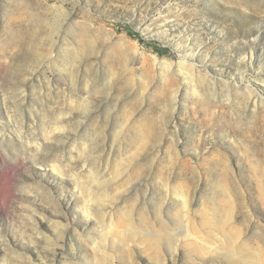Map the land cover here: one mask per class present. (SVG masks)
<instances>
[{"label":"rangeland","instance_id":"obj_1","mask_svg":"<svg viewBox=\"0 0 264 264\" xmlns=\"http://www.w3.org/2000/svg\"><path fill=\"white\" fill-rule=\"evenodd\" d=\"M262 188L264 0H0V264H264Z\"/></svg>","mask_w":264,"mask_h":264},{"label":"bare ground","instance_id":"obj_2","mask_svg":"<svg viewBox=\"0 0 264 264\" xmlns=\"http://www.w3.org/2000/svg\"><path fill=\"white\" fill-rule=\"evenodd\" d=\"M215 168H216V166H215ZM214 170L212 169L210 171L208 169V171H209L208 175H209V178H211V176H213V177H215L217 179V181L215 183V186H214L215 187L214 191H215V193L219 192L220 195H222L221 199H222V202H224L222 204H224L223 206L226 209L225 214L227 213V215L221 214L220 217H224L226 219H232L233 216H234L233 213H235L234 212V202L236 201V200L234 201V196L233 195L237 196V199L240 201V204H242V205L245 204V201H246L245 198L246 197L243 194V192L241 191V189L238 186V184L236 183V180L234 178H232V173H230V172L228 173V170H225V169H222L220 172H219V170H217L218 173H216V171H214ZM229 174H231V178H230ZM230 181L232 182V185H230V183H231ZM231 186H232V188H231ZM259 196L261 197L260 200L264 201V188H262V191H261V193H259ZM214 197H215V203L221 202L219 200V197H218L217 194H215ZM182 199L183 200L181 201L182 204L180 205V210L182 209L183 211H185V209L188 207L187 197L182 195ZM180 210L175 212V215H177L180 212ZM216 212H219V211H216ZM173 214H174V212H173ZM217 216H219V215H217ZM245 216L248 217L249 213H246ZM161 226H162V228H164V230L167 229V225H166L165 222H163V224ZM224 226H225V222L222 221L221 225H220V228H219V230H222V231H219V233L223 234L227 238V241L224 242V244H226L225 248H227V249L230 248L229 252L233 256H235V255H237V253H235V249L237 248V247H235L236 246L235 241H237L236 239L239 237L240 234L236 232V229L234 227H233L234 229L231 228L230 231L229 230L226 231L224 229ZM163 235H164V233L155 234L153 240L151 239V241L154 242V244H155V248H158L160 241H163L164 239L170 241V239H171L170 235H164V236ZM190 236H192V238H194L195 241H199L198 237L196 235L193 234V235H190ZM195 241H194V243H195ZM191 244H193V243L191 242ZM193 246H196V245H193ZM239 246H240L239 249H240V251H241V253L243 255H239L238 257L242 258L244 260L250 259L252 257V252L250 251V249H247L245 246H243L241 244H239ZM253 258L254 257H252L251 259H253ZM239 263H240V261H239Z\"/></svg>","mask_w":264,"mask_h":264}]
</instances>
